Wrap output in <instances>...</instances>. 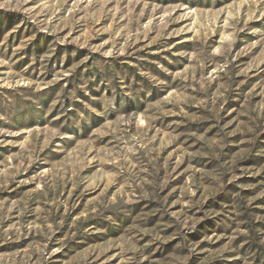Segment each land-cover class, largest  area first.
Masks as SVG:
<instances>
[{"label": "rangeland", "instance_id": "1", "mask_svg": "<svg viewBox=\"0 0 264 264\" xmlns=\"http://www.w3.org/2000/svg\"><path fill=\"white\" fill-rule=\"evenodd\" d=\"M0 264H264V0H0Z\"/></svg>", "mask_w": 264, "mask_h": 264}]
</instances>
